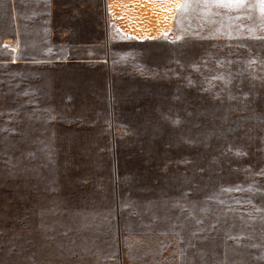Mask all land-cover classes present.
<instances>
[{
	"label": "rangeland",
	"instance_id": "1",
	"mask_svg": "<svg viewBox=\"0 0 264 264\" xmlns=\"http://www.w3.org/2000/svg\"><path fill=\"white\" fill-rule=\"evenodd\" d=\"M193 1L0 0V264H264V0Z\"/></svg>",
	"mask_w": 264,
	"mask_h": 264
},
{
	"label": "crops",
	"instance_id": "2",
	"mask_svg": "<svg viewBox=\"0 0 264 264\" xmlns=\"http://www.w3.org/2000/svg\"><path fill=\"white\" fill-rule=\"evenodd\" d=\"M130 1L132 0H116L117 9H120L119 11H121L122 8L125 7V5H128ZM176 1L177 0H175L176 6L174 7V9L167 14V18L170 21L168 28L166 30L162 28L160 29L163 30L164 33L160 37L155 39L146 38L140 40L136 36H134L133 28L130 29L127 28L126 25L123 26V22L125 20L124 14H118L117 9L115 11H112L110 5L111 0H105L104 15L107 28L106 37H104V39L100 42L97 47L94 46L91 48H114V46L118 43L127 44L129 42H135L142 45H149L167 42L174 39H184L187 37L188 31L186 30L183 24L185 21H189L190 19L197 21V29H199V27H203V24L205 22L203 3L199 1L191 2V0H178V3Z\"/></svg>",
	"mask_w": 264,
	"mask_h": 264
},
{
	"label": "bare ground",
	"instance_id": "3",
	"mask_svg": "<svg viewBox=\"0 0 264 264\" xmlns=\"http://www.w3.org/2000/svg\"><path fill=\"white\" fill-rule=\"evenodd\" d=\"M167 4V3H166ZM164 5V4H163ZM117 8H116V2L115 0H111V10L112 11H115ZM165 10V9H164ZM156 29H149V31L146 30V28H144V25H134V28H133V31L134 33H136L137 35H140V36H143L145 33H148V34H153L155 32ZM4 42L5 45H8L9 47L11 48H16L17 46V43L15 42V40L9 36H6L4 38ZM98 60H101V61H106L107 58H100ZM13 61H18L17 57H14V60Z\"/></svg>",
	"mask_w": 264,
	"mask_h": 264
},
{
	"label": "water",
	"instance_id": "4",
	"mask_svg": "<svg viewBox=\"0 0 264 264\" xmlns=\"http://www.w3.org/2000/svg\"><path fill=\"white\" fill-rule=\"evenodd\" d=\"M32 60H27L26 62H31ZM55 60H53V59H50V60H48V59H45V60H35V62H54Z\"/></svg>",
	"mask_w": 264,
	"mask_h": 264
},
{
	"label": "snow or ice",
	"instance_id": "5",
	"mask_svg": "<svg viewBox=\"0 0 264 264\" xmlns=\"http://www.w3.org/2000/svg\"><path fill=\"white\" fill-rule=\"evenodd\" d=\"M241 2H242V0H238L237 6H239V3H241Z\"/></svg>",
	"mask_w": 264,
	"mask_h": 264
}]
</instances>
